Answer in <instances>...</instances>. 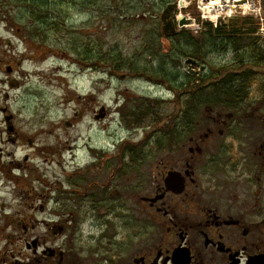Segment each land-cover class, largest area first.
<instances>
[{"label":"rangeland","instance_id":"rangeland-1","mask_svg":"<svg viewBox=\"0 0 264 264\" xmlns=\"http://www.w3.org/2000/svg\"><path fill=\"white\" fill-rule=\"evenodd\" d=\"M49 1L53 4L48 6L50 17H56V8L83 31L76 29L72 30L76 34H70L64 30L59 36L64 47L52 45L54 56L46 58L49 43L34 39L36 22L15 0H0V128L11 116L10 124L22 137L16 144L23 145L7 143L5 151L14 146L15 159L28 157L26 168L16 174V170L9 173L11 168H6V178L0 176V232L15 237L8 245L1 242L0 251L24 252L22 239L27 232L23 227L27 228L30 221L36 226L33 235L47 230L41 221L68 224L69 212L82 220L83 211L78 215L54 204L78 202L72 192L85 193L74 186L79 179L89 180L91 193L105 192L104 209L95 213L94 225L85 223L81 242L89 244L87 236L98 237L101 231L119 237L132 217L124 196L131 177L121 173L130 165V147L135 152L132 155L143 156V165L157 156H167L168 147L160 152L155 148L159 138L172 126L187 123V117L193 124L206 123L204 101L218 102L211 94V78L190 79L224 73L221 68L233 63V53L223 46L209 53L204 44L203 56L199 57L175 54L172 41L160 34V15L168 0H95L94 10L87 0H68L76 1L75 6ZM242 4L249 5L246 14L233 16L226 23L260 16L255 20V36L264 41V0ZM104 7L110 8L107 15ZM87 33L92 35L94 54L85 62L69 46L76 39L78 43L88 41ZM193 37L199 43L205 35ZM188 58L199 67L188 66ZM246 62L240 72L250 67L256 74L244 91L246 98L242 96L235 107L259 108L264 113V66L251 67ZM38 205L44 210L38 211Z\"/></svg>","mask_w":264,"mask_h":264},{"label":"flooded vegetation","instance_id":"flooded-vegetation-1","mask_svg":"<svg viewBox=\"0 0 264 264\" xmlns=\"http://www.w3.org/2000/svg\"><path fill=\"white\" fill-rule=\"evenodd\" d=\"M94 1L87 0L93 10ZM103 12L107 15L110 8L104 7ZM52 21L42 22L47 39H41V43H49L46 58L54 56L53 46L64 47L59 39L64 30H70V34H76L72 31L76 29L83 31L64 13L56 14ZM160 23L163 38L171 41L179 33L172 21L176 33L165 37ZM86 35L88 41L80 44L76 39L69 49L94 51V41L89 38L92 35ZM190 65L199 67L196 61ZM200 68L204 70V65ZM211 94L218 102L204 101L206 123L193 124L187 117V123L168 129L172 139L156 142L159 152L160 144L167 145V156H157L143 165V156L132 155L135 152L130 147V165H125L121 173L131 177L124 196L132 217L119 237L101 231L98 237L87 236L89 244L81 242L85 223L94 225L95 213L104 209L105 192L95 195L89 180L79 179L74 186L85 193L72 192L78 202L54 204L78 215L83 211L82 220L69 212L68 224L41 221L47 230L33 235L36 226L30 221L27 228L23 227L27 232L22 239L25 251L3 248L0 264H264L263 109L237 108L240 100ZM10 118L0 128L1 179L6 178V168H11L9 173L16 170V174L28 160L27 156L24 162L15 159L14 146L5 151L7 143L23 145L16 144L22 137ZM245 120L256 122L242 123ZM5 158L9 160L3 162ZM168 175L171 177L166 181ZM36 208L44 210L43 205ZM10 239L15 237L0 232V243L8 245Z\"/></svg>","mask_w":264,"mask_h":264},{"label":"trees","instance_id":"trees-1","mask_svg":"<svg viewBox=\"0 0 264 264\" xmlns=\"http://www.w3.org/2000/svg\"><path fill=\"white\" fill-rule=\"evenodd\" d=\"M15 1L18 4L17 6L23 8L28 13L29 18L36 22L37 33H35L36 37L34 39L41 41V39L46 36L43 27L44 23L42 24L43 20L52 21V19H54V17L49 16L50 11L48 8V6L51 7L53 4H51L49 0ZM168 1H164V5H166ZM57 3L63 5V3L70 4L71 2H68V0H58ZM54 11H56L59 15L63 13L56 8ZM256 30V21L253 18H244L240 20V22L231 20L229 23H221L216 28L208 25L206 31L203 33L205 38L199 43L194 40V37L190 33L185 31L177 33L175 37L171 38V41L175 54L182 52V54H187L190 57L203 56L204 50L202 49V45L204 44L209 47V49L205 52L210 53L218 50L219 46H223V49H227L232 52L234 55L232 61L233 63L231 66L221 68V71H224V73L210 74L208 76L199 77L198 79H189L193 82L194 80L200 79L205 81L206 78H211V92L218 96L228 97L231 101H235L241 100L244 96H247L244 91L250 88V85L253 83V75L256 74L250 67L246 69L245 72H240L244 69L245 64L248 63L246 61H249V64L252 65L251 67L264 66V41L255 36ZM186 48L190 49L189 53H186ZM76 52L79 57H85V60H91L94 54L93 49H80ZM151 54L154 56L157 55L155 52ZM138 75L141 76L142 74L138 72ZM218 75L225 76V78L219 80L217 77ZM238 78L242 79L239 81ZM163 80H165L164 77L160 80V82ZM193 93L194 91H191V94ZM176 98L179 99V96L177 95ZM187 106L192 108L190 102H187ZM191 121L192 118H189V122ZM169 133L170 132L167 131V133L163 134L159 140L167 141L172 139ZM166 147V145H159L160 149Z\"/></svg>","mask_w":264,"mask_h":264},{"label":"built area","instance_id":"built-area-1","mask_svg":"<svg viewBox=\"0 0 264 264\" xmlns=\"http://www.w3.org/2000/svg\"><path fill=\"white\" fill-rule=\"evenodd\" d=\"M244 1L247 0H175V21L186 20L180 28L197 34L204 30L205 22L216 26L218 21H226L231 16L245 15L249 5L242 4ZM192 5L196 8V15L189 10Z\"/></svg>","mask_w":264,"mask_h":264},{"label":"water","instance_id":"water-1","mask_svg":"<svg viewBox=\"0 0 264 264\" xmlns=\"http://www.w3.org/2000/svg\"><path fill=\"white\" fill-rule=\"evenodd\" d=\"M173 8H174V5L173 4H169L163 9V11L161 13L160 20L162 22V34L165 37L174 35L176 33L174 25H173V23H172V21L170 19V14L173 11ZM183 23H184V20H182L179 25H182ZM186 62L187 63H194V61L192 59H188ZM169 175L166 178V181H167L168 178L171 177Z\"/></svg>","mask_w":264,"mask_h":264}]
</instances>
